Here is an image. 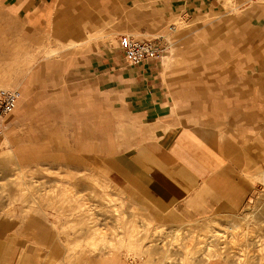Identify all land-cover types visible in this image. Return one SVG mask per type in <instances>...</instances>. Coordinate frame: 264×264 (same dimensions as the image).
Returning <instances> with one entry per match:
<instances>
[{"label": "rangeland", "instance_id": "1", "mask_svg": "<svg viewBox=\"0 0 264 264\" xmlns=\"http://www.w3.org/2000/svg\"><path fill=\"white\" fill-rule=\"evenodd\" d=\"M235 31L258 49L223 80L211 56ZM123 36L163 43L158 90L103 64L123 62ZM5 89L21 99L0 119V233L37 264H264V0H0ZM138 147L230 171L242 202L197 220L162 211L115 177Z\"/></svg>", "mask_w": 264, "mask_h": 264}, {"label": "crops", "instance_id": "2", "mask_svg": "<svg viewBox=\"0 0 264 264\" xmlns=\"http://www.w3.org/2000/svg\"><path fill=\"white\" fill-rule=\"evenodd\" d=\"M96 37L97 35H90L83 39H72L64 50L81 49ZM224 41H229L232 46L230 48L225 46L219 54L220 56H211V64L217 67V72L223 73V80L231 79L233 71V73L240 71V68H236L239 67L238 61L242 60L239 53L258 49L254 38L244 36L238 31L228 35ZM214 43L213 41L210 46L208 45L211 48V54L216 52ZM198 50L200 47L193 48L189 44L185 49V62L180 68H187L194 63L191 57L196 56ZM59 54V51H53L49 56ZM32 61L33 58L27 62L30 64L29 67H31ZM122 61L110 59L109 62H103V64L105 63L106 68L118 69V66L125 62L123 58ZM155 62L133 66L132 69L134 77L142 80L146 85H152L153 90H158L160 80L157 79L158 71L154 68ZM242 66L244 67L243 63ZM19 88L23 94L22 105L19 108L20 113L31 106L32 101L28 96L27 85L21 83ZM136 150L137 156L144 159L139 161L135 159L131 162V160L128 161V158L123 157L122 164L124 166L116 170L115 177L127 178V183L121 182L123 186L137 189L147 201L164 212H172L185 219L197 220L227 212L233 203L242 202L239 198L243 186L246 185L240 184L239 189L234 190L233 188L232 190L230 171L216 173L211 169V176L205 175L193 161L177 162L176 157L172 154L167 157L153 155L152 151L149 153L144 147H138ZM72 158L82 161L79 155H73ZM37 159L49 160L52 158L49 155H40ZM125 163L128 165L127 168ZM63 164L65 165V162L61 163V165ZM97 218L100 219L98 216ZM0 230H9V228L0 227ZM31 230H35V228ZM131 230H136V222H133ZM36 259L31 249L25 247L24 242L10 239L0 233V264H37Z\"/></svg>", "mask_w": 264, "mask_h": 264}, {"label": "built area", "instance_id": "3", "mask_svg": "<svg viewBox=\"0 0 264 264\" xmlns=\"http://www.w3.org/2000/svg\"><path fill=\"white\" fill-rule=\"evenodd\" d=\"M123 60L133 66L158 61L163 55V43L123 36L120 41ZM21 93L18 90L0 91V119L11 113L18 105Z\"/></svg>", "mask_w": 264, "mask_h": 264}]
</instances>
